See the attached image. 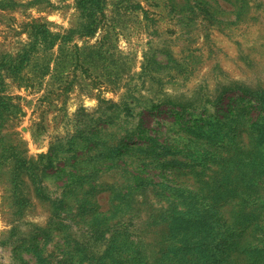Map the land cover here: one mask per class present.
Returning a JSON list of instances; mask_svg holds the SVG:
<instances>
[{
	"label": "rangeland",
	"instance_id": "obj_1",
	"mask_svg": "<svg viewBox=\"0 0 264 264\" xmlns=\"http://www.w3.org/2000/svg\"><path fill=\"white\" fill-rule=\"evenodd\" d=\"M0 264H264V0H0Z\"/></svg>",
	"mask_w": 264,
	"mask_h": 264
}]
</instances>
